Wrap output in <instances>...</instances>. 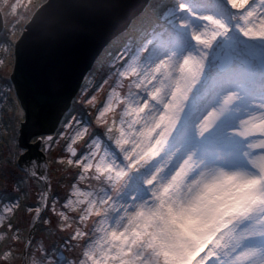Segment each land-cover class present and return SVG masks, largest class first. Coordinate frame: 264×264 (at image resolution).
<instances>
[{
    "label": "snow or ice",
    "instance_id": "1",
    "mask_svg": "<svg viewBox=\"0 0 264 264\" xmlns=\"http://www.w3.org/2000/svg\"><path fill=\"white\" fill-rule=\"evenodd\" d=\"M30 6L5 0V52L89 29L105 30L107 47L31 145L4 123L0 264H264V0ZM10 64L0 57L6 85ZM47 87L67 105L65 80ZM10 91L0 111L19 122ZM34 149L50 157L42 168Z\"/></svg>",
    "mask_w": 264,
    "mask_h": 264
},
{
    "label": "water",
    "instance_id": "2",
    "mask_svg": "<svg viewBox=\"0 0 264 264\" xmlns=\"http://www.w3.org/2000/svg\"><path fill=\"white\" fill-rule=\"evenodd\" d=\"M58 2L60 0H53V3ZM2 27L3 15L0 11V31ZM106 39L105 30L89 29L77 39L59 48L45 47L39 42L22 46L16 52L11 78L15 87L17 85L21 89L20 94L25 97L26 104L29 100L36 103L40 107L39 117L45 108H50L51 113L66 109L89 68L107 46ZM52 76L62 78L69 87H72V95L67 96V105H63L60 99L53 98L52 92L48 89L47 82ZM16 92L18 94L17 87ZM19 99L21 102V98ZM24 110L25 119L21 121L19 139L31 145L30 134L45 130L40 123V118L31 117L29 111L25 108ZM34 152L37 156V163L43 166L44 161L39 157H45V154L40 149H34Z\"/></svg>",
    "mask_w": 264,
    "mask_h": 264
},
{
    "label": "rangeland",
    "instance_id": "3",
    "mask_svg": "<svg viewBox=\"0 0 264 264\" xmlns=\"http://www.w3.org/2000/svg\"><path fill=\"white\" fill-rule=\"evenodd\" d=\"M46 1L47 0H23V4L24 5H29V3H30L31 6L28 8V12H29V15H31L32 13H34L41 6V4L45 3ZM8 2H12V0H8ZM4 3H5V0H0V11L2 12V15H3L2 6H3ZM21 11H23V9H21ZM11 19H12L11 17H8V23H5V18H4V15H3V27H2V31L0 32V57L4 58L5 60H10L11 64H10L8 70H7V73H6L7 79L9 81V84L6 85L4 83V80L0 79V89L8 90V87L10 85L11 91L9 92V95L12 97L13 106L18 108V109L22 108V111L18 112V115L21 117L19 122L16 121L15 117H13V119L11 121H9L7 119V116L9 114H11V113H5L3 111H0V133L3 132L4 123L7 122L10 125L9 133L11 135H14L15 137H17L19 139L21 121L25 119V110H24V108H23V106H22V104L20 102L19 96H18V94L16 92V87L14 85V82L12 81V78H11V73L14 70L16 54L15 55H11L12 49H9L8 52H5L6 41H8L9 39L12 38L11 34H10V32H11V28H10ZM25 23H27L26 20L22 21L21 24H20V28L17 29V31H16V37L17 38L20 36V34H21L20 29L23 28ZM103 55H105V50L101 53V55L98 58L102 57ZM2 69H3V66L0 65V76H4L5 75V73L3 72ZM102 71L103 70L99 66H97V72H96L95 78H89V81H88V84H89L90 88L93 86V84H95L96 80H98L100 78V75H101ZM83 83H85V80H83ZM106 87L107 86L105 85L104 88H106ZM103 90L104 89H101V91L99 93H97V95L98 96L102 95L103 94ZM72 102H73V100H72ZM9 107L10 106L7 104V102H5L4 104L0 105V109H7ZM3 151H4V149L2 147V142H0V153H3ZM57 151H59L58 148L54 149L52 155H55V152H57ZM45 157L50 159V157H48L47 154H45ZM40 167L42 168L43 166L40 165ZM57 175L58 174L55 172V170H53V172H52L53 179H55V177ZM5 183H6L5 180L0 178V191L4 190ZM21 187L26 188V193H21L20 194L21 203H25V202L32 203L33 199H34V197L36 195L35 191L31 187H29L27 185H21ZM8 191H9V193L11 195H13V196L16 195L15 185L11 183V177L9 178V181H8Z\"/></svg>",
    "mask_w": 264,
    "mask_h": 264
},
{
    "label": "trees",
    "instance_id": "4",
    "mask_svg": "<svg viewBox=\"0 0 264 264\" xmlns=\"http://www.w3.org/2000/svg\"><path fill=\"white\" fill-rule=\"evenodd\" d=\"M16 87L18 90V96L19 98H21L23 107L29 111L31 117L40 118V123L43 126L44 130L51 129L54 125H56L58 117H60L61 114L68 109L67 107L64 110L60 109L54 113H51L50 108H45L44 111L42 112L41 117H39L40 107L36 103H34L32 100H29V103L26 104L25 97L20 94L21 89L17 85ZM71 104H72V100L70 101V105Z\"/></svg>",
    "mask_w": 264,
    "mask_h": 264
}]
</instances>
